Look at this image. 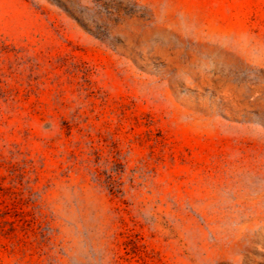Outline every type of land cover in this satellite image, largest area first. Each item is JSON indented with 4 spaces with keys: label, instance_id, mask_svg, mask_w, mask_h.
I'll return each mask as SVG.
<instances>
[{
    "label": "rangeland",
    "instance_id": "374dc122",
    "mask_svg": "<svg viewBox=\"0 0 264 264\" xmlns=\"http://www.w3.org/2000/svg\"><path fill=\"white\" fill-rule=\"evenodd\" d=\"M0 264H264V0H0Z\"/></svg>",
    "mask_w": 264,
    "mask_h": 264
}]
</instances>
